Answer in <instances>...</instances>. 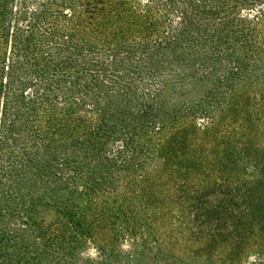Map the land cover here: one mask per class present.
<instances>
[{"label":"trees","instance_id":"1","mask_svg":"<svg viewBox=\"0 0 264 264\" xmlns=\"http://www.w3.org/2000/svg\"><path fill=\"white\" fill-rule=\"evenodd\" d=\"M0 264H264V0H0Z\"/></svg>","mask_w":264,"mask_h":264}]
</instances>
